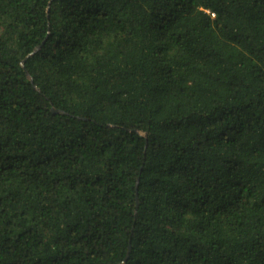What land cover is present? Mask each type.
I'll list each match as a JSON object with an SVG mask.
<instances>
[{"label":"trees","instance_id":"16d2710c","mask_svg":"<svg viewBox=\"0 0 264 264\" xmlns=\"http://www.w3.org/2000/svg\"><path fill=\"white\" fill-rule=\"evenodd\" d=\"M0 264H264V0H0Z\"/></svg>","mask_w":264,"mask_h":264},{"label":"water","instance_id":"95a60500","mask_svg":"<svg viewBox=\"0 0 264 264\" xmlns=\"http://www.w3.org/2000/svg\"><path fill=\"white\" fill-rule=\"evenodd\" d=\"M39 49V47H36L35 48V50H38ZM54 111H56V109L54 108ZM139 181V180H138ZM137 187H138V183H137ZM129 255V251H128V254H127V256Z\"/></svg>","mask_w":264,"mask_h":264}]
</instances>
